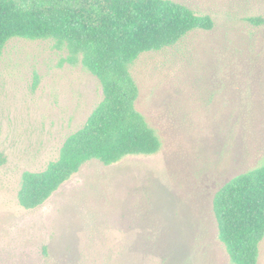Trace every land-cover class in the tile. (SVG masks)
<instances>
[{
    "label": "rangeland",
    "instance_id": "374dc122",
    "mask_svg": "<svg viewBox=\"0 0 264 264\" xmlns=\"http://www.w3.org/2000/svg\"><path fill=\"white\" fill-rule=\"evenodd\" d=\"M214 20L143 53L138 110L162 146L85 163L43 204L22 174L59 156L103 98L99 80L52 39H10L0 56V264H232L216 191L264 158V0H173ZM264 264V240L259 263Z\"/></svg>",
    "mask_w": 264,
    "mask_h": 264
},
{
    "label": "trees",
    "instance_id": "16d2710c",
    "mask_svg": "<svg viewBox=\"0 0 264 264\" xmlns=\"http://www.w3.org/2000/svg\"><path fill=\"white\" fill-rule=\"evenodd\" d=\"M249 21L261 25L264 20ZM214 25L210 15L173 0H0V56L12 38L52 39L66 48L65 61L81 64L103 90L59 156L42 170L23 172L19 203L26 209L40 206L91 160L112 165L157 153L162 142L137 108L140 88L132 65L143 53L163 50ZM5 160L0 152V165ZM213 210L231 263L258 264L264 240V158L216 191Z\"/></svg>",
    "mask_w": 264,
    "mask_h": 264
}]
</instances>
